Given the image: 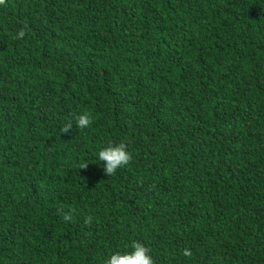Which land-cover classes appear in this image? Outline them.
I'll return each mask as SVG.
<instances>
[{
	"label": "trees",
	"instance_id": "1",
	"mask_svg": "<svg viewBox=\"0 0 264 264\" xmlns=\"http://www.w3.org/2000/svg\"><path fill=\"white\" fill-rule=\"evenodd\" d=\"M133 241L155 264H264V0L0 5V264Z\"/></svg>",
	"mask_w": 264,
	"mask_h": 264
},
{
	"label": "clouds",
	"instance_id": "2",
	"mask_svg": "<svg viewBox=\"0 0 264 264\" xmlns=\"http://www.w3.org/2000/svg\"><path fill=\"white\" fill-rule=\"evenodd\" d=\"M5 4V0H0V5ZM25 33L23 31L19 32V37L23 38ZM76 127L78 129H86L92 123L91 114L88 112L82 113L76 116ZM73 125L71 121L66 123L62 128V133L71 132ZM99 161L104 162V174L107 176H113L117 173L118 169L127 166L131 160L132 155L127 151V145L123 142L119 144H109L107 147L103 148L98 153ZM89 163L87 161L79 165L81 169H87ZM74 211V210H73ZM71 211L65 212L62 215V219L65 222H70L72 220ZM92 218L87 217L85 223L90 224ZM132 251L125 253H114L106 261L105 264H155L152 256L150 255V248L146 247L143 243L139 241H133L131 244ZM185 256H191L192 253L189 250L184 251Z\"/></svg>",
	"mask_w": 264,
	"mask_h": 264
}]
</instances>
